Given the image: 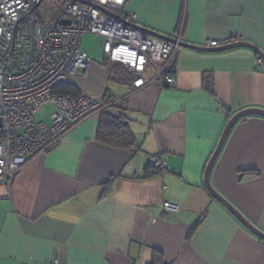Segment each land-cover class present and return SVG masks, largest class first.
<instances>
[{
    "label": "crops",
    "instance_id": "0c3cea01",
    "mask_svg": "<svg viewBox=\"0 0 264 264\" xmlns=\"http://www.w3.org/2000/svg\"><path fill=\"white\" fill-rule=\"evenodd\" d=\"M63 4L58 16H42L60 22ZM118 14L175 40L179 35L178 43L207 47L208 39L239 36L214 47L244 42L262 54L248 46L200 51L179 43L177 84L146 86L127 100L134 148L98 139L100 116L93 115L26 164L10 187L0 184V264H264V239L206 182L230 118L264 110V67L257 61L264 60V0H129ZM104 55L101 62L91 57L88 90L81 89L84 78L67 82L102 102L124 97L134 78L129 70L110 81L115 63ZM149 155L167 167L147 176ZM209 180L264 232V116L235 123ZM165 201L180 209H165Z\"/></svg>",
    "mask_w": 264,
    "mask_h": 264
},
{
    "label": "built area",
    "instance_id": "2783aa9c",
    "mask_svg": "<svg viewBox=\"0 0 264 264\" xmlns=\"http://www.w3.org/2000/svg\"><path fill=\"white\" fill-rule=\"evenodd\" d=\"M116 13L129 0H89ZM44 0H0V184L9 187L17 173L32 159L53 149L63 135L97 115L104 107L95 96L56 93V88L75 77H85L92 62L81 47L85 33L104 37L103 50L110 62L119 63L134 75L124 97L158 84H177V42L149 35L131 24L107 14L98 6L66 0L63 13L71 24H52L41 13ZM239 40V36L208 39L207 47ZM264 67V60L257 56ZM120 99V98H119ZM54 104L47 123L42 108ZM148 159L166 168L155 155ZM165 209L180 205L165 201Z\"/></svg>",
    "mask_w": 264,
    "mask_h": 264
},
{
    "label": "trees",
    "instance_id": "16d2710c",
    "mask_svg": "<svg viewBox=\"0 0 264 264\" xmlns=\"http://www.w3.org/2000/svg\"><path fill=\"white\" fill-rule=\"evenodd\" d=\"M119 72L126 74L129 72V69L124 65L115 63V72L112 68L110 69L109 79L110 81L120 82L121 76ZM131 79V76H129ZM125 80L126 77H125ZM206 86L209 91L214 92L213 83L211 80L206 81ZM131 87V84H130ZM108 95L109 88H106ZM56 93L59 94H68L71 96H79L81 94L80 89L75 85L70 83L60 84L56 88ZM129 97H120V99L106 98L103 103L104 107L99 113V127H98V139H100L105 144L119 147V148H134L137 145V137L132 131L129 122L127 100ZM159 157V155H155ZM161 158V156H160ZM163 159V158H162ZM167 164V163H166ZM167 167V166H166ZM163 168L157 167L148 159L146 166L147 176L160 173ZM114 181L113 178H110L106 184H110Z\"/></svg>",
    "mask_w": 264,
    "mask_h": 264
},
{
    "label": "water",
    "instance_id": "95a60500",
    "mask_svg": "<svg viewBox=\"0 0 264 264\" xmlns=\"http://www.w3.org/2000/svg\"><path fill=\"white\" fill-rule=\"evenodd\" d=\"M74 1H79L81 3H84V4H88V5H93V6H98L99 8H101L103 11H105L107 14L111 15V16H114L118 19H121V20H124V18H122L121 15H119L118 13L110 10V9H107L105 7H102V6H99L97 5L96 3L94 2H91L89 0H74ZM124 21H127V20H124ZM60 23H63V24H71V20L69 19H66V18H63L60 20ZM130 23V22H129ZM132 26L140 29L141 31L149 34V35H152V36H155L157 38H160V39H163V40H167L169 42H177V40L169 37V36H166L164 34H161V33H158L156 31H153L151 29H148V28H145L143 26H139V25H133L131 23ZM181 43V45H184L188 48H192V49H195V50H200V51H220V50H225V49H228V48H232V47H236V46H248L252 49H254L256 52L258 53H261L255 46H253L252 44H248V43H244V42H238V43H235V44H230L228 46H222V47H201V46H195V45H191V44H186L184 42H179ZM248 115H262L264 116V110L263 109H260V108H249V109H245V110H242L240 112H237L236 114H234L225 130H224V133L222 134V137L220 138V141L218 143V146H217V149L215 150L214 154L212 155L211 159H210V162H209V165H208V169H207V173H206V182H207V186L209 188V190L211 191V193L226 207L228 208L251 232H253L254 234H256L258 237L264 239V232L262 230H260L259 228H257L256 226H254L253 224H251L240 212L238 209H236L230 202H228L224 197H222L215 189L214 187L212 186V184L210 183V180H209V174H210V171L214 165V162L218 156V154L220 153L224 143H225V139L227 137V135L229 134V131L232 129V127L235 125V123L240 120L242 117H245V116H248ZM0 123H1V117H0Z\"/></svg>",
    "mask_w": 264,
    "mask_h": 264
},
{
    "label": "rangeland",
    "instance_id": "374dc122",
    "mask_svg": "<svg viewBox=\"0 0 264 264\" xmlns=\"http://www.w3.org/2000/svg\"><path fill=\"white\" fill-rule=\"evenodd\" d=\"M62 4L63 0H44V2L41 4V15L51 18L55 17L56 15L61 13L62 10ZM82 48L89 50L90 56L93 58V60H96L97 62H101L102 58L105 56L103 51V45L104 40L96 36V34L92 33H85L82 37ZM84 79L80 80L82 81V90H88L90 87L88 84L90 83V77H82ZM55 111V105L50 103L45 105L42 108V112L46 117V121L48 124L52 122L50 114Z\"/></svg>",
    "mask_w": 264,
    "mask_h": 264
}]
</instances>
